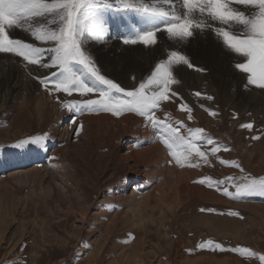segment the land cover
Wrapping results in <instances>:
<instances>
[{
	"label": "rangeland",
	"instance_id": "obj_1",
	"mask_svg": "<svg viewBox=\"0 0 264 264\" xmlns=\"http://www.w3.org/2000/svg\"><path fill=\"white\" fill-rule=\"evenodd\" d=\"M108 15L106 28L110 31L103 38L107 45H111L113 38L115 45L111 46L121 48L123 45L122 49L125 47L129 52L136 49L144 51V48L146 50L149 47L154 52L149 57L156 58L155 64L166 60L172 50L190 55L189 61L194 65L190 68L193 75H178L175 72L179 65L174 66L173 75L179 83L172 85V90L178 92L183 102L192 108L193 119L188 120L187 113L179 110L182 101L178 98H174V102L165 101L162 105L171 104L173 109L169 112L173 114L174 120L183 121L188 128H203L214 138L215 144L227 145L229 150L221 148L215 155H209L210 165L202 161L199 167L178 165L184 173L183 182L189 181L194 194L186 193L187 197L183 194L178 197L176 192L181 191L182 187L174 185L172 173L176 165L172 157H168L172 162H167V172L157 168L153 172L160 174L154 179H147L134 175L128 160H114L107 164L112 140L106 141L98 135L95 136L94 146H84L85 121L79 120L77 115L69 111L63 113L62 102L96 98V94L81 97L78 93L68 96L61 92L63 96L53 100L55 92L50 94L40 83L42 94L37 98L30 96L27 102L25 94H16L12 86L9 93L2 90L0 109H4L0 110V145L7 147L0 149V264H261L257 256L248 253L241 255L210 249L207 245L200 248L199 245L212 240L226 249L241 246L257 254H264V196L252 195L236 199L225 195L222 190L196 181L205 176L221 181L232 177L230 183L238 184L246 179L264 178V89L253 85L246 87L247 77L241 81L238 69L233 68L236 65L234 57L241 55L224 48L219 41L214 44L211 38L214 31L210 29L211 34L206 36L207 46L204 48L197 46L198 42L191 37L183 42H174L165 33L157 34L158 42L153 46L145 47L139 42L125 45L123 40L130 35L128 29L122 26L125 21L111 13ZM132 19L138 22L136 17ZM114 23L118 25L113 29ZM29 41L25 39V42L34 43ZM86 50L103 75L114 78L126 88L125 79L118 75L124 69L114 70L100 54H95L87 46ZM45 53V56L49 55L47 51ZM145 53H139L141 58L127 60V69L135 68L133 71L141 72L146 66L143 64ZM192 55L198 60H194ZM11 56L15 55L0 53V58L5 60L0 61V75L7 77L10 85L20 81L26 84L24 78L18 76L17 63L24 66L25 74L28 73L26 78L32 77L28 71L31 65L27 62L22 64V57L9 65L7 60L12 59ZM147 66L143 78L136 73L129 74L133 86L128 85L126 89L137 86L151 73L154 68H151L149 62ZM196 68L204 71H197ZM240 74L247 76L246 73ZM204 85L210 90L202 91ZM196 92L202 95L197 97ZM207 96L214 99L208 100ZM38 106H41L40 110H37ZM205 109L215 111L217 115L212 116ZM100 114L118 118L134 113L125 112L115 116L110 112L85 111L80 115ZM156 115L164 119V114ZM73 119L77 122L73 123ZM81 122L82 129L76 135L75 129ZM244 123H252L253 128L249 130L240 127ZM43 133L49 134L44 147H11L14 142ZM181 133L187 134V130L182 128ZM256 136L259 139H252ZM132 139L129 135L118 139L121 145L118 151L121 154ZM82 147L84 153L80 152ZM211 147L201 144V150L205 152ZM177 151L183 149L180 147ZM82 154L86 156L81 158ZM221 161H237L243 171ZM191 162L195 163L196 159L193 158ZM63 168L68 169V174L64 173L66 171ZM153 168L148 167L149 171ZM15 169L23 170L22 173L11 175L9 172ZM25 169H28L26 173ZM146 175H149L148 170ZM134 187L136 194L141 191L145 195L142 199L139 196L136 205H127L123 198ZM220 187H228L232 193L236 191L235 187H229L228 184ZM164 198L172 200L171 206L164 203ZM83 203L86 214L82 220L80 211Z\"/></svg>",
	"mask_w": 264,
	"mask_h": 264
},
{
	"label": "snow or ice",
	"instance_id": "obj_2",
	"mask_svg": "<svg viewBox=\"0 0 264 264\" xmlns=\"http://www.w3.org/2000/svg\"><path fill=\"white\" fill-rule=\"evenodd\" d=\"M110 13L125 21L122 26L130 32L123 40L125 44L139 42L145 46L156 45L157 34L161 31L170 40L183 42L192 37L195 30L210 29L228 49L245 58V62L237 63L235 68L247 74L246 87L253 85L264 89V0H0V53L22 57L30 65L55 69L45 77H36L50 94L62 92L72 96L78 93L81 97L96 94V98L62 102L69 112L80 115L85 111H104L115 116L125 112L134 113L156 130L177 165L199 167L201 161L210 165L208 156L215 155L221 148L228 151L227 145L215 144L214 138L203 128H188L183 121L174 120L170 113L165 112L164 119L156 115L157 111H162L163 102H174V98H178L182 101L179 110L187 113L188 120L193 119L192 108L183 102L178 92L172 90V85L179 83L173 75L174 66L183 64L193 68L194 65L186 55L172 50L167 59L157 62L151 73L137 86L131 89L122 87L101 73L86 50L90 41H100L104 37L107 31L106 17ZM133 17L137 18L138 23L133 21ZM15 30L26 31L36 41L49 43L51 47L45 49L13 38L10 31ZM46 51L49 53L47 57L44 55ZM195 70L204 71L200 68ZM195 95L200 97L202 94L196 92ZM206 99L214 98L207 96ZM205 111L212 116L217 115L210 109ZM76 122L73 119V123ZM82 126L81 122L75 129L76 135H79ZM240 127L251 130L253 125L244 123ZM182 128L187 130V134L181 133ZM48 139V133L32 135L14 142L11 147H44ZM201 144L212 147L205 152L201 150ZM178 146L183 151H177ZM5 147L7 145H0V149ZM193 158L196 159L195 163L191 162ZM221 163L243 171L237 161ZM232 180V177L221 181L205 176L196 182L215 187L236 199L264 196V178L246 179L238 184H231ZM222 184L235 187V193L229 192L228 187L221 189ZM206 245L220 251L241 255L248 253L257 256L264 264V254H257L248 248L236 246L226 249L212 240L201 243L199 247Z\"/></svg>",
	"mask_w": 264,
	"mask_h": 264
},
{
	"label": "bare ground",
	"instance_id": "obj_3",
	"mask_svg": "<svg viewBox=\"0 0 264 264\" xmlns=\"http://www.w3.org/2000/svg\"><path fill=\"white\" fill-rule=\"evenodd\" d=\"M109 16V15H108ZM108 22V21H107ZM138 23V22H137ZM118 24H113L112 28L114 29ZM217 26H219L217 24ZM106 27H108L106 25ZM121 27V26H120ZM119 27V28H120ZM116 30H119V29H116ZM110 30L106 31L104 37L108 34ZM159 33H164L163 31L159 32ZM116 34V33H115ZM128 34V32H127ZM166 34V33H165ZM208 34H211V32L209 31V29H205L204 31H200V30H195L194 31V34L193 36L191 37V39L193 38V40L197 41L198 44L197 46H207L205 44H207L206 42V39L208 36ZM117 35V34H116ZM119 35V34H118ZM117 35V36H118ZM10 36L14 37V38H18V39H21L25 41V39H29L30 41L29 42H34L33 44H35L36 46L38 47H45L46 49L51 47V44L49 43H42L40 41H36L33 37H31V35L26 32V31H22V30H15V31H10ZM120 36V35H119ZM212 39H213V42L214 44L216 43L215 41H219L221 42L222 46L226 49H228L225 44L222 42V39L220 37H218L215 33L211 35ZM103 37V38H104ZM124 37V36H123ZM103 38L102 40L100 41H93V42H89L86 46L89 48V49H92V52L95 51V54L96 52L98 54L101 55V58L103 60H105V63H110V66L115 70V69H124L122 70V72L118 75H120L121 78L125 79L126 83H125V87L126 88H129L127 87L128 85H132V82H130L131 80L129 79L130 78V75L131 74H137V76L139 77H142L143 78V74L145 75L147 70H148V66H147V62H149L151 64V68L153 69L155 66V60L156 58H151L149 57L151 55V53H154L153 50H151V48L148 47V49L145 50L144 48V51H141L138 50L136 51H131L129 52V50L125 49V47H123L124 49H122V46L121 48L119 47H113L111 46L112 44H114V40L113 38H111V45H107V41L106 42H103ZM115 38V37H114ZM118 38V37H117ZM32 40V41H31ZM210 40V39H209ZM195 41V42H196ZM212 41V40H211ZM117 42V41H115ZM119 42V41H118ZM120 42H121V39H120ZM176 42V41H174ZM218 42V43H219ZM123 44V43H122ZM117 45V44H116ZM126 45V44H125ZM139 45V44H138ZM137 45V46H138ZM218 45V44H217ZM221 45H219L220 47H222ZM118 46V45H117ZM145 46V45H144ZM146 47V46H145ZM218 48V46H216ZM219 47V48H220ZM139 48V47H138ZM207 49V48H206ZM221 50V49H220ZM230 50V49H228ZM188 51V50H187ZM146 52V53H145ZM139 53H145L144 55V58H145V63H143L144 65V68L142 69L141 72H136L133 71L135 68H132V69H127V65H126V61L129 60V59H135V58H138L140 57V54ZM188 53V52H187ZM219 53V52H218ZM46 54V53H45ZM99 55V56H100ZM185 55H188V54H185ZM221 55V54H220ZM193 59L195 58L196 60H198L195 55H192ZM6 58V56H4ZM12 59L10 60H7L9 65L11 62L15 61L16 60H19L20 57H15V56H11ZM47 57V55L45 56ZM148 57V58H147ZM188 59L190 60V55L187 56ZM141 58V57H140ZM143 56H142V59H144ZM219 58V57H218ZM228 58V57H227ZM22 59V58H21ZM194 59V60H195ZM221 59L223 60L224 58L221 57ZM3 60L2 62H5V60L2 58H0V61ZM23 60V59H22ZM220 60V59H219ZM136 61V60H134ZM140 61V59H139ZM201 61V60H200ZM215 61V60H214ZM224 61V60H223ZM17 61H15L16 63ZM129 62V61H128ZM131 62V60H130ZM221 62V61H220ZM226 62V61H225ZM234 62L237 64L239 62H245V59L242 57V56H239V57H234ZM23 63H26V61H22V64ZM132 63V62H131ZM139 63V62H138ZM231 63V62H230ZM12 64V63H11ZM140 64V63H139ZM215 64V63H213ZM218 64V62H217ZM222 64V63H221ZM228 64V62H227ZM6 65V64H5ZM106 65V64H104ZM199 65V64H198ZM202 65V64H201ZM223 65V64H222ZM231 65V64H230ZM130 66V65H128ZM132 66V65H131ZM139 66V65H137ZM228 66V65H226ZM233 66V65H232ZM10 67V66H9ZM13 67V66H12ZM16 67V66H15ZM14 67V68H15ZM24 67V66H23ZM21 67V64L17 63V72H19L18 76H22L26 82L23 83V82H17V84H13V85H10L9 84V79L7 77H4L2 74L0 75V94L2 92V90H4L6 93H9V88L12 86L14 91L16 92V94H25V100L27 101L29 99L30 96H34L33 98H37L39 97L42 92H41V85H40V80L37 79L36 77H44L46 74L49 75L50 71H53V69L49 70V69H45V68H42V67H39L38 65L35 67V66H30L29 67V72L31 73L32 77H27L26 78V73L24 72V68ZM27 67V66H26ZM134 67V65L132 66ZM142 67V66H141ZM129 68V67H128ZM137 68V67H136ZM140 68V67H139ZM235 68V64H234V67ZM108 69V67H107ZM188 69H190L189 67H187L186 65H179V67H177L176 69V72L178 75H181L183 77H190L191 75H193V70L191 71H188ZM228 69V68H227ZM109 70V69H108ZM141 70V69H140ZM213 70V69H212ZM236 70V69H235ZM2 71V70H1ZM12 71V70H11ZM4 72V71H3ZM9 72V71H8ZM115 72H118L117 70ZM232 72V71H231ZM238 75L241 79V81H243L245 79V77L247 76H242L240 73V71H238ZM2 73V72H1ZM5 73V72H4ZM3 73V74H4ZM14 73V71H13ZM131 73V74H130ZM217 73V72H216ZM7 74V73H6ZM11 74V73H10ZM130 74V75H129ZM200 73H198L199 75ZM224 74V73H223ZM243 74V73H242ZM110 75H111V72H110ZM197 75V77H198ZM202 75V74H201ZM204 75V74H203ZM247 75V74H246ZM20 76V77H21ZM217 76V74L215 75ZM132 77V76H131ZM196 77V78H197ZM207 77V76H206ZM210 77V76H209ZM218 77V76H217ZM234 77H235V74H234ZM14 78V77H13ZM208 78V77H207ZM216 78V77H215ZM114 79V78H113ZM119 79V78H118ZM140 79V78H139ZM189 79V78H188ZM200 80V78H198ZM203 79V78H202ZM219 79V78H218ZM225 79V78H224ZM237 79V78H236ZM13 80V79H12ZM204 80V79H203ZM207 81V80H206ZM236 81V80H235ZM239 82V81H238ZM232 83H234L232 81ZM232 83H231V86H232ZM240 83V82H239ZM198 84V83H197ZM230 84V83H229ZM26 85V86H25ZM220 85V84H219ZM49 86H52L51 84H49ZM133 86V85H132ZM131 87V86H130ZM222 87V86H221ZM224 87H222L223 89ZM234 88V86L232 87ZM11 90V89H10ZM201 90L202 91H209L210 89L208 88L207 85H204L201 87ZM25 92V93H24ZM201 93V92H200ZM13 95V94H12ZM62 97L63 95H61V93H55V97H53V100L56 99V97ZM44 98V97H43ZM49 98H51V96L49 95ZM44 100V99H43ZM46 100V99H45ZM44 100V101H45ZM28 102V101H27ZM31 102V101H30ZM193 103V102H192ZM41 104V103H40ZM197 105V104H196ZM28 106V105H27ZM14 107H16V104L14 105ZM38 109L37 110H40L41 109V106L37 107ZM196 108V107H194ZM4 108L0 109L1 111H3ZM14 109V108H13ZM161 109L162 111H157L158 114H164L165 112L167 113H170L171 114V117H173V114L169 111H172V106L171 104H168V105H161ZM19 110V114L21 113V108L18 109ZM23 111V110H22ZM68 110L66 108L63 109V113H68L67 112ZM59 113V112H58ZM183 113V112H181ZM180 114V113H179ZM40 116V114H39ZM78 116V119L79 120H84L85 121V127H84V143L85 144L84 146L85 147H88L90 148V146H94L95 145V136H102V138L106 141H109V140H112L113 143L111 145V148L109 150V153L107 155V164L111 163V161H114V160H119V161H127L129 163H131L132 165L130 166V169H132V171H134V175H136L137 177L138 176H142V177H145L147 179H154L156 176H158V174H160V172L157 174L155 173L156 169L157 168H160V170L164 171V172H167L165 170L169 169V164L167 162H169L172 158L169 154V150L166 148V146L164 145V143L162 142V140L157 136V132L156 130H154L151 126H147L144 122V119L136 114H131V115H123L121 117H113L111 115H107V114H100V115H77ZM197 116V115H196ZM202 118V117H201ZM83 122V121H82ZM202 123V122H201ZM205 123V122H204ZM96 127H99V128H96ZM96 128V129H95ZM98 129L97 133L95 132L96 130ZM125 135H129V136H132L133 139L126 145V150L124 153L121 154V152L118 151V148L120 145V143L118 142V139L121 137V136H125ZM99 136V137H100ZM98 137V138H99ZM100 142V141H99ZM98 142V143H99ZM104 142V141H103ZM98 145H101L100 143ZM139 146V147H138ZM180 148L179 146L177 147V149ZM83 147L82 149L80 148V152L84 153L83 152ZM176 149V150H177ZM81 154V153H80ZM86 156V154H82L80 157H84ZM171 158V159H168ZM172 161V160H171ZM175 165H176V168L174 169V173L173 174V177H174V180H175V183L174 185L175 186H181L182 189L181 191H177V195L178 197L180 195H186L187 197V194H191L192 193V190L190 187V185L188 184V180H189V177L187 176V183L183 182V179L184 178V173L182 172L181 169H179L180 167H178V165L175 163V161L173 162ZM168 164V165H167ZM154 166V168L149 171V169ZM88 167V166H87ZM93 167V166H92ZM129 167V166H128ZM149 167V169H148ZM162 167V169H161ZM106 168H108V165H106ZM32 168H30L31 170ZM59 169V168H58ZM171 169V168H170ZM21 170L23 169H15V170H12L11 172H9L11 175L13 173H19L21 172ZM28 170V169H27ZM25 169V173L27 171ZM33 170V169H32ZM146 170H148L149 172V175H146L145 176V173H146ZM173 170V169H172ZM34 171V170H33ZM63 171H66L64 172L65 174H68V169H64L63 168ZM155 171V172H153ZM159 171V170H158ZM171 171V170H170ZM36 172V171H35ZM22 173V172H21ZM170 173V172H169ZM166 174V173H165ZM22 175V174H21ZM160 176V175H159ZM172 177V178H173ZM153 181V180H152ZM173 183V182H172ZM173 185V184H172ZM173 185V186H174ZM134 186V185H133ZM132 186V187H133ZM180 188V187H179ZM177 188V190L179 189ZM135 187L133 188V190H131L128 194H126V196L123 198V202L127 205H136L137 204V200L140 196V199H142L141 197H144L143 195H145L144 192L140 193L139 194H136V190H134ZM176 190V189H175ZM69 192V191H68ZM138 192V191H137ZM187 193V194H186ZM196 193V192H195ZM147 194V193H146ZM193 194V193H192ZM176 195V194H175ZM194 195V194H193ZM192 195V196H193ZM146 197V196H145ZM176 197V196H175ZM164 203L167 205V206H171V203H172V200H168L166 198H164ZM85 203H83V206L81 207V211L80 213L82 214V220H83V217H85V211H84V208H85ZM94 252V251H93ZM94 255L91 254V257ZM89 261H91V259H89Z\"/></svg>",
	"mask_w": 264,
	"mask_h": 264
}]
</instances>
